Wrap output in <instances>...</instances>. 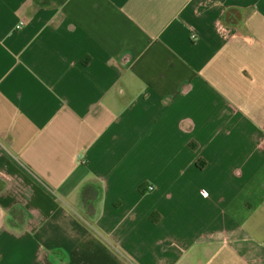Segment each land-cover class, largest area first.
<instances>
[{
    "label": "crops",
    "instance_id": "0c3cea01",
    "mask_svg": "<svg viewBox=\"0 0 264 264\" xmlns=\"http://www.w3.org/2000/svg\"><path fill=\"white\" fill-rule=\"evenodd\" d=\"M0 264H264V0H0Z\"/></svg>",
    "mask_w": 264,
    "mask_h": 264
},
{
    "label": "built area",
    "instance_id": "2783aa9c",
    "mask_svg": "<svg viewBox=\"0 0 264 264\" xmlns=\"http://www.w3.org/2000/svg\"><path fill=\"white\" fill-rule=\"evenodd\" d=\"M20 27V24L18 23L17 25H16V28H19ZM203 192H205V191H203Z\"/></svg>",
    "mask_w": 264,
    "mask_h": 264
},
{
    "label": "trees",
    "instance_id": "16d2710c",
    "mask_svg": "<svg viewBox=\"0 0 264 264\" xmlns=\"http://www.w3.org/2000/svg\"><path fill=\"white\" fill-rule=\"evenodd\" d=\"M142 191H144V189L143 188H140Z\"/></svg>",
    "mask_w": 264,
    "mask_h": 264
}]
</instances>
